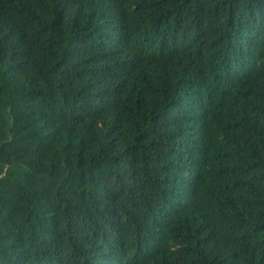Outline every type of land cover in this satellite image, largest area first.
Wrapping results in <instances>:
<instances>
[{
	"label": "trees",
	"instance_id": "16d2710c",
	"mask_svg": "<svg viewBox=\"0 0 264 264\" xmlns=\"http://www.w3.org/2000/svg\"><path fill=\"white\" fill-rule=\"evenodd\" d=\"M0 264H264V0H0Z\"/></svg>",
	"mask_w": 264,
	"mask_h": 264
}]
</instances>
